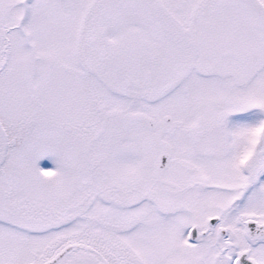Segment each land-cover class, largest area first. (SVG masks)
I'll list each match as a JSON object with an SVG mask.
<instances>
[{"label": "rangeland", "instance_id": "1", "mask_svg": "<svg viewBox=\"0 0 264 264\" xmlns=\"http://www.w3.org/2000/svg\"><path fill=\"white\" fill-rule=\"evenodd\" d=\"M176 1L184 8L162 13L156 0H9L6 28L0 14V42L4 30L9 38L0 45V264H41L72 245L78 247L57 264H122L115 223L106 216L114 215L120 168L130 178L138 159L146 160L129 147L148 119L192 127L213 112L231 125L223 134L245 135L253 151L264 126V91L257 79L244 86L207 71L211 0H165ZM235 1L216 11L229 45L243 43L246 29ZM211 94L218 99L209 102ZM91 153L102 156V169L91 166ZM104 188L112 190V207L100 202ZM106 232L111 239L100 236ZM149 235L134 244L139 264H173L159 249L163 239ZM87 244L97 255L84 260L78 252ZM197 251L181 261L199 263L205 254ZM217 257L213 251L206 263Z\"/></svg>", "mask_w": 264, "mask_h": 264}, {"label": "flooded vegetation", "instance_id": "2", "mask_svg": "<svg viewBox=\"0 0 264 264\" xmlns=\"http://www.w3.org/2000/svg\"><path fill=\"white\" fill-rule=\"evenodd\" d=\"M156 1L162 13L171 7L184 8L178 6L177 1L172 6L165 0ZM222 1L210 2L212 37L204 40L211 50L210 55L204 54L211 59L208 68L212 73L244 86L257 79L258 90L263 92L264 0L235 1L236 9L244 11L246 29L243 43L231 45L217 25L220 15L216 11ZM186 3L184 0L183 4ZM8 6L9 0H0L5 28ZM203 8L202 4L197 6V13ZM2 37L0 45H6L9 38L5 30ZM191 37L197 46H202L203 39H196L193 34ZM229 63H242V71L230 70ZM223 64H226V70L220 71ZM206 97L213 102L219 96ZM134 127L129 130L134 132ZM140 127L145 133H134L129 148L145 153L146 160L138 159V164L137 159L132 160L136 165L132 164L129 170L130 178L126 175L127 170L120 168L119 182L113 189L114 203L106 198L112 190L104 188L100 195L101 203L111 207L110 203L113 204L114 215L106 217H113L114 237L122 264H139L134 244L138 235L145 232L152 238L163 239L159 249L174 258L173 264H185L181 256L195 254L197 250H203L205 254L197 264H207V257L213 251L218 255V262L214 260L212 264H264V126L253 151L245 135L232 134L233 137L228 138L223 134L231 125L214 118L213 112H210V118L198 119L192 127H183L182 122L167 117L148 119L147 124ZM88 159L92 167L96 162L101 163L102 169V156L91 153ZM91 176L92 179L96 177L94 173ZM90 203L91 206L94 200ZM187 213L192 218L185 225L182 217ZM167 222H170V230L166 228ZM109 233L100 236L108 240L111 239ZM76 247L72 245L69 250ZM80 251L78 254L84 260L97 255L89 244ZM101 262L109 264L104 258Z\"/></svg>", "mask_w": 264, "mask_h": 264}, {"label": "water", "instance_id": "3", "mask_svg": "<svg viewBox=\"0 0 264 264\" xmlns=\"http://www.w3.org/2000/svg\"><path fill=\"white\" fill-rule=\"evenodd\" d=\"M71 247H67L65 248L62 252H60L57 256H55L53 259L49 260V261H46L42 264H54L56 263L61 257H63L67 251L70 249Z\"/></svg>", "mask_w": 264, "mask_h": 264}]
</instances>
